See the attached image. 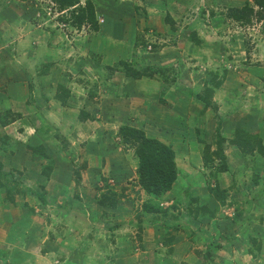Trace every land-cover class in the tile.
<instances>
[{
    "label": "crops",
    "instance_id": "crops-1",
    "mask_svg": "<svg viewBox=\"0 0 264 264\" xmlns=\"http://www.w3.org/2000/svg\"><path fill=\"white\" fill-rule=\"evenodd\" d=\"M191 1L193 0H91L95 9L96 20H100L99 22L97 21L98 29L96 32L86 34L84 38L86 44L82 46V52L77 54L75 50L77 57H72L74 61L68 67V69L73 71V65L76 66L78 62L84 63V60H86L85 62L88 63L89 61L86 56L89 54L93 68L95 70L97 68V71L93 70V73L96 75L95 77L93 76L94 82L97 83V86H101L98 91L95 86L94 94H124V99L114 100L113 105L110 107L113 109L116 107L117 109L114 103L117 105H119L118 103L123 104L124 110L122 113L126 115V119L124 121L119 120V123H114L115 121L112 122L113 119H111L103 124V127L106 128H109L108 124H117L116 128H113L114 130L111 132V135L116 133L117 127L120 124L125 123L141 129L147 137L155 138L173 149L180 177L172 185L171 190L157 199L145 195L135 185V194H139L141 197V201L139 202L140 215L143 214L144 217L142 215V221L138 222L134 220V223L130 221L132 212L130 213L129 211L134 201H125L123 203L118 201L115 208L110 209L98 206L96 203L91 204L87 199L82 198L81 193L77 192L79 199L83 202L79 200L76 205L82 213H86L85 206L87 204L89 213H93L99 208L101 209V214L107 215L111 213L113 215L109 216V219L107 218L109 221L106 220L107 222L105 223L108 226L115 227L114 229L110 231L105 230L103 229V225L105 224L100 223V225H93L94 230H92L93 233L97 232L98 229L104 230L108 235H111L110 242L113 244V250L111 249L107 254L101 253V248H98L97 244L93 249L90 247L93 242L90 231L84 238L81 236V229H85V226L81 225L80 218L77 219V226H74L76 230L73 229L71 233L68 232L70 229L69 219H65L64 217L68 216L66 212L67 206L62 204L67 200V196L72 193V190L68 188L69 184L66 187L67 190H64L65 192L61 190L51 192V195L57 196L58 201H63L60 202L61 204L54 200L53 197L49 199V203L47 202L46 206H41L38 203L40 209L45 207L48 212L49 216L45 217V219H42L41 215H33L38 210H33V213H31L30 209L33 208H27L24 202L18 204L16 198H13V203L6 202L3 195V202L5 203H0V264H200L194 254L195 252L193 253V243L200 248V250L196 251V254L200 257L205 249L202 237L205 239V243H207V239L214 242H222L227 236H231L232 239L225 248L215 252L213 257L222 258L226 256L225 253H229L226 250L231 249L236 253V256L232 257L233 260L243 259L245 261L247 257L250 264H264V251L256 254L253 258L246 251L249 247L248 236L255 238L257 242L263 244L264 248V219L262 217L254 219L255 222L253 223L250 222L249 228L253 230L246 235L243 231L248 226L246 225L244 214L243 218L241 217V220H243L241 226L237 229L234 228L235 230L232 228L227 233L226 226L231 225L234 221L233 219H230V221L233 220L231 221L232 223L229 220L222 219L211 221L207 215L204 217L201 215L194 217L193 213L189 215L186 213V210L183 212L180 209L178 212L175 211L176 214L171 211L173 216L167 211L169 210L167 205L175 203L178 198L184 196L185 190L188 191L190 199H197V203H193V206L205 205L210 210L215 208L210 206L212 199L208 198L207 183L205 185V180L207 181V176L209 175L206 170L209 169L202 164V147L195 139V130L199 131L204 141L211 143L210 150L214 149L215 132L218 131L220 136L225 139V142L222 144V152L229 172L215 173L213 175V183H216L219 189L228 191V188H230V177L233 176L232 167L236 175L240 173L244 175L252 174L253 172H247L248 166L246 163L249 164L250 162L255 167H251L254 169L253 174L258 177L257 183L254 186L259 191L264 189V156L261 157L254 153L250 161L240 154L236 146L229 143V140L233 137V133L239 129L245 133H256L264 147V91L259 88L261 81H264V69L250 67L248 79L240 77V75L235 77L224 66L223 59L221 61L222 64H219V59L215 62L214 66L220 65L222 66L221 68H226L225 77H223L224 80L218 88L210 87L207 82L208 78L205 77L203 72H199L200 70L184 72L182 71L183 67L179 66V63L182 61L181 57L185 56L189 60L187 66L197 65L201 62L210 64L218 56H215V49L218 47L219 50V47L222 48L223 45L212 42L214 40L201 42L202 37L198 34H193V32L188 35L186 34V39L183 42L179 39H174L175 45L173 47H156L149 53L143 52L147 54L145 56H143V53H140L146 47L144 38L148 36V31H151V34L158 37L163 36L169 43L172 40L171 36L176 35L178 37V33H182L179 23L185 21V18L182 16L184 6L186 7ZM209 1L211 4L225 7L222 10L223 18L224 10L227 8H238L244 2H248V0ZM28 4L29 2L20 3L13 0H0V112L9 111L10 113L15 112L21 115V106H25L26 100H28V102L33 103L32 106H35L31 113L32 116H39L41 114L40 121L46 126L48 123L45 124V122L48 119L45 117L50 116L49 111L55 110V112H58L59 110L62 112L61 109H69V106L75 101L72 99L76 92L69 90L70 97L66 100L67 107H60L53 100L56 85L60 84L69 89L67 87L69 75L67 73L61 75L55 71L54 66L56 65L52 57L51 60H43L42 63L45 64L43 67L35 63L33 59L38 48H40V53L43 50L51 53L54 52L55 49L49 47V42H51L50 40L53 37L52 32L41 31L40 33L36 29L34 31L30 30L23 35H17L23 26L21 19H23L22 16L24 14L21 9ZM214 19V16H212L209 22L210 25L206 27L220 30L221 28L216 25L217 23H214ZM206 22L208 23V20ZM169 35L170 38L168 37ZM193 35L196 36L194 37ZM26 39L30 45L26 44ZM36 42V46L30 47L31 44ZM42 43H44V47L41 48ZM64 45L66 47L64 51L67 53L65 60H67L70 56V47L68 43ZM152 47L154 48L155 46ZM11 50L15 51V53L18 50L24 57L29 59L30 64L28 63L25 66L16 60V54L10 55V53H13ZM221 51H224V48ZM140 54L143 55L140 56ZM223 54L224 52L219 57L222 58ZM78 55L81 56L79 57ZM118 61L127 63L136 71L144 68L154 73L149 77L133 79L125 76L119 70V67H116ZM65 63L68 65V61ZM99 64L100 67H96ZM200 65L196 67L203 69V65ZM22 66H25V68ZM135 67L138 68L135 69ZM167 67H173V70L169 69L168 71ZM111 68H116L117 71L110 72ZM243 69V71H246L245 68ZM214 71L212 72L214 73ZM182 76H184L185 82H187V88L184 89L178 83L182 82ZM217 76L221 80L220 75ZM27 82L28 84H26ZM119 82H123L124 85L119 86ZM247 82L253 85L250 91L247 87ZM205 83L206 85H204ZM205 86L211 89V95L207 98L210 102L208 107L194 97L187 96V93L192 95L202 94ZM112 97L115 98V95ZM17 100H22L24 105L18 104ZM11 103L13 104L11 105ZM171 114H175L173 118L169 116ZM176 116H181V121L177 120ZM170 119L176 120L174 125L177 128H174L172 133L166 136L167 140H163L164 138L161 135L157 137L154 133V128L151 130L148 128V125L152 126V123L155 122H157V125L167 127L170 125ZM13 123L15 121L4 127H0L1 133L8 136L5 128L11 126ZM61 125L64 126L63 124ZM10 140V143H13V153H0V163L4 171L7 169L4 160L7 162L9 160L10 162L16 150H18V145L14 144L16 142L11 138ZM130 156L133 162L131 176L135 184L136 161L132 156V151L130 152ZM105 158L106 161L103 167L106 165L108 169H115V165H122L125 162L123 156L121 158H111V155H106ZM17 161L18 159L15 157L14 163H18ZM88 162L86 161V166L82 169L81 173L87 172L91 174L92 168L97 167L96 165L89 167ZM96 162L94 159V163ZM242 162L247 167L244 166L243 168ZM216 163L215 161L213 164L216 165ZM38 165L37 162V167ZM10 167L18 169V166H14L13 164ZM255 169L258 172H255ZM28 172L30 174L29 185L35 187L34 185L38 184V181L41 179L39 176L40 170H33L30 167ZM224 179L228 180V184L226 182L224 184ZM82 183L81 186H83ZM81 186L77 188L80 189ZM28 187L30 188V186ZM31 189L34 190L33 188ZM78 189L77 191H79ZM27 195L32 197L28 193ZM142 198H145V200H142ZM32 199L34 198L32 197ZM187 202L188 200L185 203ZM143 203H148L150 206L159 208L164 212H142L141 205ZM220 207V212L225 214L222 206ZM236 207L238 206L236 205ZM55 215H59L62 218L61 225H59L58 217ZM157 216H162L163 219L154 218ZM112 217L113 219L111 220L110 218ZM83 218L84 216L82 220ZM129 221L132 227L126 225ZM134 224L140 227V232H136L138 234L136 240L139 248L136 247V241L132 240ZM193 224H196L195 227ZM97 226H99L98 229ZM196 230L203 236L196 235L194 237L193 231L196 232ZM150 236L151 241L149 240ZM159 248L161 251L156 250ZM228 255L231 254L229 253ZM244 263L237 262V264Z\"/></svg>",
    "mask_w": 264,
    "mask_h": 264
},
{
    "label": "rangeland",
    "instance_id": "rangeland-1",
    "mask_svg": "<svg viewBox=\"0 0 264 264\" xmlns=\"http://www.w3.org/2000/svg\"><path fill=\"white\" fill-rule=\"evenodd\" d=\"M248 4L253 8V13L250 14L248 22L245 21L236 22L228 18L227 16L229 8L224 10V18H223L222 10L225 9V7L211 4L209 0L208 1L193 0L189 2V4H187L186 7L184 6V12L182 13V16L183 18H185V21L179 23L181 26L182 33H178L179 34L178 37L176 35L171 36L172 40L169 39L171 41L170 43L163 36L158 37L155 35L158 40L156 43H154L155 45H153L155 47L154 48L152 47L150 51H146L143 48L144 51H140V53L143 52L149 53L153 51L156 47H161V48L173 47L175 45L174 39H179L183 42L186 39L185 35L186 34L188 35L189 33L193 32V34H198L202 37L201 42H209L214 40L212 42H217L219 44H222L223 45L222 48H224V51H221L222 49L221 47H219L218 50L217 47L215 49V53H216L215 56L217 55L218 56L213 60L214 62H210V64L208 63L206 64L204 62L200 63L201 65H203V69L200 67H196L199 66L200 64L197 65L193 64L192 66L189 65L187 66L189 60L186 59L185 56H183L181 57L182 61L179 63V66L183 67L182 71L191 72V71L200 70L199 72H203L205 77L208 78L207 82L209 83V85H210V79L211 77H213V75H215L214 82L220 81L217 75H220V77H222V71H225L226 73L225 70L226 68L233 73L232 76L237 77L240 75V77H246L248 79L250 67H258L264 69V8L259 9L255 7L252 4V0H248ZM47 6L48 5L42 3L40 0H30L29 4L26 7L25 6L22 7L21 11L23 12L24 16H22L23 19H21V21L23 22V24L22 22L21 24L23 26L21 28V31L17 33V35H21V34L23 35L29 32L30 30L34 31L36 29L39 30L40 33L41 31L52 32L51 34L53 37L50 40L51 42H49V47H51V49L54 48L55 49L54 52L51 53L49 51L46 52L43 50V52L40 53V48H38L37 53H35L36 54L35 58L33 59L35 63L43 67L45 66V64L42 63L43 60L44 61L46 59L51 60L52 57V60L55 62L56 65L54 66L55 71H57L61 75L65 73L69 75L68 76L69 81L67 87L69 88L70 91L72 90L76 92V94L73 96L72 99L75 101L73 102L72 105L69 106V109H65V110L61 109L62 112H60L59 110L58 112H55V110H50L49 111L50 116L45 117L48 119V121L45 122L44 120L45 124L48 123L45 126L44 124H42V121H40L41 114H39V116L37 115L32 116L31 113L33 107L35 108V106H32L33 104L32 102H28V100H26L25 106H21L22 111L20 117L17 118V120H15V123H13L11 126L5 128V132L7 133L9 138L15 141L16 145H18V150L14 149L16 150V152L10 159V162L9 160H8L9 163L4 160L5 166L7 168L5 169V172L11 169L10 165L12 164L14 166H18L17 170L23 173V177L20 178V181L24 183L27 187L30 186V188H33L35 191H39V183L35 184L34 185L35 187H31L32 185H29L30 174H28L29 173L28 170L30 167L33 170H37V169L40 170L42 166L41 165L42 162L41 160L32 157L30 154L31 152L25 151L24 146L27 144L43 145L44 151L46 152L48 159L50 160L46 162L47 164L51 162L52 165V169L49 173L48 180L46 182L43 181V184H41L45 188L44 191L46 192L45 198L47 199V201H49V199H52L53 197V199L56 200L58 203L63 202V201H58L59 199H57V196L51 195V192L53 193L56 190L57 191L67 190L66 187L69 184L68 188L69 190H72V193L71 195L67 196V200L62 204L64 206H67V208H69L70 210L68 216L66 217L67 219H69L68 223L70 229L68 230V232L71 233L73 229L76 230L74 226H77L76 225L77 223L72 224V221H75L80 217L81 225L85 226V229H81L82 230L81 236L84 238L87 234H89L90 231V233L92 234L91 238L93 241L90 247L93 249L96 247L97 244L98 248H101L102 251L101 253L107 254V252H110L111 249L113 250V244L112 242H110L111 235H108L107 232H105L104 230L103 231L99 230L98 229L99 226H97L98 229L97 232L93 233L92 230H94L93 225L94 226L100 225V223L106 224L105 222L109 221L108 220L109 216L111 217L113 215L109 213L107 214L108 215L107 217V215H105L104 213L101 214L100 211L101 209L97 207H96L97 211L93 213H89V210L87 209L88 205L86 204L85 206L86 213L84 214V218L82 220L81 217L82 215L81 214L76 215L72 209V204L77 206L76 204L77 202H79L78 200L73 198V193H76L77 195H78L77 192L81 193L82 198L87 199L88 202H91V204L95 203L94 200L96 201L99 198V195L102 194V192L114 193L118 197L117 199L120 198L119 201L122 203L125 201L132 200L134 201V203L132 204V207L129 210L130 213L132 212L130 221L133 223L135 222L134 220H137L138 222L142 221L143 214L140 215V209H139L140 208L139 202L141 201V197L139 194L138 195L135 194L136 192L134 189L135 184L133 183V178L131 176V171L133 166L132 157L130 156L131 149L127 146L119 144L118 140L114 135L115 133L111 135V132H113L117 124L114 125L108 124L109 128L103 127V124L108 120L113 119L112 122L115 121L114 123H119V120L124 121L126 119V115L122 113L124 110L123 104L118 103L119 105H117L116 103H114L115 106H117V109L116 107L114 109L110 107L111 105H113L114 100L124 99V94H120V93L94 94L95 92L94 87L96 86L98 91L99 88H101V86L100 87L97 86V83L94 82L93 76L95 77L96 75L93 73V70L95 69L93 68V63L90 61L91 56L89 54L88 56H86V58H88L89 61L88 63L85 62L86 60H84V63L83 62L79 63L77 61L78 62L77 65L76 66L73 65V71L68 69V67H70L72 65V62L74 61L72 57L73 56L77 57V54L82 52L83 49L82 46L86 44V40L84 39L86 34H91L92 31L85 28L86 26L81 28L79 31H75L66 25L57 26L56 24H60V22L57 21L58 17L56 18L52 10L50 12V9ZM16 11L19 12L18 10ZM212 16H214L215 18L214 23L215 24L217 23L216 25L221 28L220 30L219 29L213 30L212 28L210 29L209 27H206L210 25L209 22ZM206 20H208V23L206 22ZM185 28L187 29L185 30ZM10 37L12 38V36ZM168 37L170 38V35ZM149 38L150 37L148 34L146 40L149 41ZM66 43H68L70 47L69 48L70 56L67 60H65V56L67 53L64 51L66 48L64 44ZM26 44L30 45L28 41ZM36 44L37 42L31 44L30 47L36 46ZM42 47H44V43H42L41 48ZM49 47L48 49H50ZM75 50L77 54L75 53ZM11 52L13 53L9 52L10 55L16 54V60L21 62L23 65L27 66L28 63L30 64L29 59L24 57L20 52H18V50L16 51V53L13 50H11ZM222 52H224V54L223 57L221 58L219 57V55ZM145 53H143L144 55L140 54V56L147 55ZM219 59H220V63H219L220 65L222 64L221 61L223 59V64L226 67L225 69L221 68L222 66L220 65L214 66L215 62L218 61ZM64 61L65 62L68 61V65ZM25 66L22 67L25 68ZM96 67H100V64L98 66L96 65ZM136 68L138 67H135V69ZM172 68L173 67H167L166 69L169 71V69L173 70ZM243 68H245L246 71H243L244 70ZM68 70L70 73L67 72ZM213 70H215L214 73L212 72ZM95 71H97V68ZM145 71L146 74H149V76L154 73L153 71H147L144 68L138 69V72H145ZM210 74L212 76H210ZM182 77H183L182 82H178V83L182 85L181 87L184 89L187 88V82H185L186 79L184 78V76ZM223 77H225V75ZM223 80L224 78L222 79V81ZM222 81L220 85L222 84ZM26 84H28V82ZM123 85H124L123 82H119V86H123ZM247 85L250 91L253 85L249 84L248 82ZM259 88L264 91V81L263 82L261 81ZM252 94H254V92H252ZM114 95L115 98L112 97ZM17 103L21 105L23 104L22 100H17ZM12 104L13 103H11V105ZM3 107H5V105H3ZM80 108L85 109L88 113H90L93 120L78 122L76 119L77 116L76 111H78ZM11 114L13 116L16 115L15 112H11ZM174 115L175 114H171L169 116L173 118ZM176 118L177 120L181 121L180 119L181 116H176ZM175 121L170 119V125H168L167 127L157 125V122H155L152 123V126L148 125V128L149 130L154 128L155 130L154 133L156 134L157 137L161 135L164 138V139L162 138L163 140H167L166 136L171 134L174 128H177V126L174 125ZM61 124H63L64 126H62ZM201 137L203 138L202 135ZM106 155H111V158H115V157L121 158V156H123L125 162L122 163L123 166L119 164L114 166L115 169H108L106 165L103 167L106 161L105 158ZM15 157L16 159H18L17 161L18 163L16 162L14 163ZM94 159L97 161L96 163H94ZM85 160L88 162L89 167L90 166L93 167L95 165L97 166L96 168H92L93 170L91 169L92 175L87 172L81 173L82 169H80V167L82 166V164L86 166ZM37 162L39 164L38 167H37ZM97 163L99 164V167ZM243 164L244 162H242V166L244 168L245 165ZM246 165L248 166V167L245 166L247 167V172L254 173V169L252 168L255 167L252 166V163L251 162L249 164L246 163ZM215 167L216 166L214 164L211 165L210 167L207 166V169L209 170H206V172H208L209 175L207 176V181L205 180V185L206 183L209 184L210 186L213 185V175L215 173L214 170ZM72 170L80 171L79 174L81 176L79 182L80 181L81 183L83 182L82 185L84 186V188L83 186H81V183L78 185L81 186L80 189L77 188L78 186L75 188L73 184V177L71 174ZM233 170L234 169L232 167L231 171L233 176L230 177L231 185L229 186L230 188H228L227 191L229 192L227 193V195H229L227 201L235 200V202H237L236 205L238 206L237 209L241 208L239 210H242V213L238 217L235 216L234 221L231 220L233 221L232 223L230 219L234 218L233 209H235V206L234 207L222 206L223 210L225 211L226 214L225 215L222 212H220L221 207L217 204V202L211 200L212 203H210V206L215 208L212 209L214 210L213 216L212 217L209 216L208 218H210L211 221L215 219L229 220L230 223H232L231 225L226 226L227 233H229L230 230H232V228L237 229L241 226V222L243 221L241 220V217L243 218V214H244V218L246 219V225L248 227L244 229L243 232L244 234L247 235L250 233L251 230H253L249 228V226L251 225L250 222L251 223L255 222L254 219H257L259 217H263L264 219V189H262V191H259V189H257V187L254 186L252 181V176L254 175L253 173L250 175H244L242 173L236 175L235 174L236 172ZM256 171L258 172L257 169H255V172ZM225 182L226 184H228L227 179L226 180L224 179V184ZM77 189L79 191H77ZM3 195H4V191H0V203H5L3 202L4 201ZM12 198L14 199L16 198L18 204L24 202L27 208L31 207L33 208V210H38L37 213L35 212V214L33 215H41L42 219H45V217L49 216L45 207L43 209H40V207L38 206V201L32 199V197H29L27 194L24 195V198L22 199L20 198L19 194L13 195ZM142 200H145V198H142ZM186 200H188V198H186L185 195L181 196L180 198H178V200L175 203H172L171 205H167V208H169L170 212L169 210L167 209L166 210L171 216H173L171 211L174 212V214H176L175 211L178 212L180 211V209L183 212H185L186 210L187 211L186 213H188V210H193L194 206L193 203L191 204L189 203L190 200H188L189 202L185 203ZM5 201L8 202L6 197H5ZM80 202L83 201L80 200ZM135 216H137V218ZM171 216L170 218H172ZM56 217H58L57 219L59 225H61L62 218L59 217V215ZM154 218L163 219L162 216L159 217L157 216ZM110 219L112 220L113 217ZM130 221L126 225H130L129 224ZM195 225L196 224H193L194 227ZM130 226L132 227V225ZM137 226L134 224V229L132 230L133 232L132 240L136 241L135 242L136 247H138L136 240V237L138 236V234L136 233ZM127 227L129 228V226ZM59 231L63 232L64 230H59ZM247 239H249V236ZM149 240L151 241V236ZM194 248H198V249H194ZM156 250L161 251L160 248ZM197 250H200V248L193 243V253L195 252L194 254L197 257L198 262H200L199 260L200 257L196 254ZM226 251H228L231 255H228L229 253L224 252L226 256L222 257L223 260H221L222 259L221 257H213L212 264H237V262L238 263L247 262L244 264H250L247 257L245 258V261L243 259L233 260L232 257L236 256V253L233 252L231 249ZM205 264H211V262L210 263L206 262Z\"/></svg>",
    "mask_w": 264,
    "mask_h": 264
},
{
    "label": "trees",
    "instance_id": "trees-1",
    "mask_svg": "<svg viewBox=\"0 0 264 264\" xmlns=\"http://www.w3.org/2000/svg\"><path fill=\"white\" fill-rule=\"evenodd\" d=\"M16 2H29L30 0H13ZM53 4V8L55 12L61 13V15L56 16L57 21L62 25H66L69 28L79 31L83 27H87L90 31L96 32L98 29V23L95 17V9L91 0H49ZM252 4L262 9L264 8V0H252ZM253 13V8L249 6L248 2H245L240 8H229L228 9V18L241 22H248L250 14ZM153 46V45H152ZM119 70L123 72V74L127 77L138 79L140 77H149V74L145 72H138L123 62L118 61L117 66ZM117 71L116 68H111V71ZM109 75V74H108ZM225 75V71H222V77L220 81L214 82V77L210 79V87L218 88L220 83ZM210 76H212L210 74ZM206 85V83H205ZM95 89V87H94ZM93 94V93H90ZM211 95V89L208 87H204L203 93L198 95L188 94L187 96H192L195 99L204 103L205 106H209L210 102L208 101V97ZM70 97L69 89L64 86L57 84L56 90L53 96V100H55L60 107L66 108V100ZM10 116V118H9ZM20 117V114H16L13 116L9 111L0 112V127H4L5 125L17 120ZM76 119L78 122H84L87 120H93L90 113H88L85 109L80 108L77 111ZM195 139L198 144L201 145V161L202 164L207 166L213 165L216 161L215 173L228 172V168L225 163V157L222 152V144L225 142V139L220 136V134L215 132V141H214V149L210 150L211 143L204 141L198 130L194 131ZM115 137L118 140V143L124 146H127L132 151V156L136 161L135 166V185L147 196H152L154 198L159 199L165 193L169 192L172 188V185L175 181L180 177V172L177 169L175 163V153L173 149L151 137H147L144 132L135 128L131 125L120 124L117 127ZM10 138L0 131V153H13V143H10ZM231 145H234L239 150L240 154L244 158H248L250 161L252 160L253 154H257L259 156H264V147L262 145L261 139L257 136L256 133H245L241 130H236L233 133V137L229 140ZM16 144V143H14ZM25 151L31 152V156L35 157L42 162V166L40 169V177L41 179L38 181L39 183V191L32 190L27 187L24 183L20 181V178L23 177V173L20 171L11 168L8 171L3 170V166L0 163V191H4V195L7 198L9 203H13V195L19 194L20 197H24L27 193L31 195L41 206H46L47 199L45 198V188L43 185V181H47L49 178V173L52 169L51 162L47 164L46 161H50L48 156L45 154L43 145H25ZM44 167V168H43ZM85 165L82 164L80 169H84ZM79 169V170H80ZM79 170H72L71 174L73 177V184L75 188L79 185L80 174ZM214 173V175H215ZM258 177L256 175L252 176L253 184H256ZM42 181V182H41ZM208 196L217 202L219 206L230 207L235 205L236 202L230 201L228 202L227 190L219 189L216 183H213L212 186L209 184L206 185ZM184 195L191 203H197L196 198H189L188 191L185 190ZM73 198L79 201V197L76 193H73ZM118 197L112 192H102L99 195V198L95 201L98 206L104 208L114 209L116 203L119 201ZM49 203V202H48ZM71 209V208H70ZM75 214H83L81 210H78V206H72ZM81 209V208H80ZM60 210V209H59ZM141 211L145 213H163L159 208H154L150 206L148 203H143L141 205ZM233 220L235 216L238 217L242 211L237 209H233ZM30 212L33 213V209H30ZM62 212V211H61ZM66 212L69 214V208L66 209ZM189 215L191 213L194 214V217L197 215L201 216H210L212 217L214 214V210H209L206 206H197L195 205L193 210H189ZM137 218V216H135ZM66 218V216H65ZM80 218V217H79ZM263 218V217H262ZM77 223V220L72 221V224ZM115 227L108 226L107 224L103 225V229L112 230ZM138 233L140 232V227H137ZM202 235L199 231H193V236ZM203 236V235H202ZM201 236V237H202ZM203 242L205 244V249L203 254L200 255V264H205L206 262L212 264L213 254L218 250H222L225 246L228 245L231 236H227L222 242H214L207 239V243H205V239L202 237ZM247 253L253 258L256 254L262 253L264 251L263 244L257 242L255 238L249 237V247L247 248Z\"/></svg>",
    "mask_w": 264,
    "mask_h": 264
},
{
    "label": "built area",
    "instance_id": "built-area-1",
    "mask_svg": "<svg viewBox=\"0 0 264 264\" xmlns=\"http://www.w3.org/2000/svg\"><path fill=\"white\" fill-rule=\"evenodd\" d=\"M40 1L42 3L48 5L47 7L50 9V12L52 10V12L54 13L55 17L62 14V12L61 13L55 12V10L53 8L54 7L53 4L49 0H40ZM97 21L99 22L100 20H97ZM56 25L57 26H64L62 24H56ZM148 34H149V37H150L149 38V41H147L146 38H144L145 44H147L146 47H145V50L146 51H150L151 48H152V45H155L154 43H156L158 41L157 38H156V36L154 34H151L150 32H148Z\"/></svg>",
    "mask_w": 264,
    "mask_h": 264
}]
</instances>
